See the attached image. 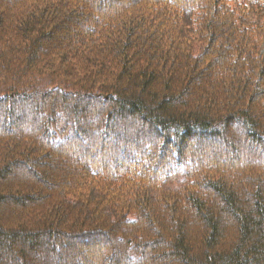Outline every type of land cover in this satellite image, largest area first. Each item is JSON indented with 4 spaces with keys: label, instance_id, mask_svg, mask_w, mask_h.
Returning a JSON list of instances; mask_svg holds the SVG:
<instances>
[{
    "label": "trees",
    "instance_id": "1",
    "mask_svg": "<svg viewBox=\"0 0 264 264\" xmlns=\"http://www.w3.org/2000/svg\"><path fill=\"white\" fill-rule=\"evenodd\" d=\"M0 264H264V0H0Z\"/></svg>",
    "mask_w": 264,
    "mask_h": 264
}]
</instances>
